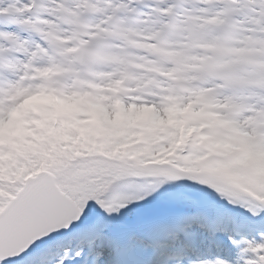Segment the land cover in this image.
<instances>
[{
  "label": "snow or ice",
  "instance_id": "6c2138e0",
  "mask_svg": "<svg viewBox=\"0 0 264 264\" xmlns=\"http://www.w3.org/2000/svg\"><path fill=\"white\" fill-rule=\"evenodd\" d=\"M0 264H264V0H0Z\"/></svg>",
  "mask_w": 264,
  "mask_h": 264
}]
</instances>
